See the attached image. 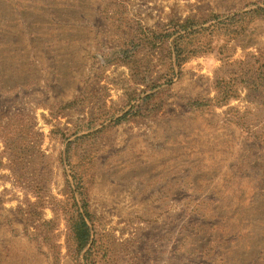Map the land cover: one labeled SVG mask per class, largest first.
<instances>
[{
  "label": "rangeland",
  "instance_id": "obj_1",
  "mask_svg": "<svg viewBox=\"0 0 264 264\" xmlns=\"http://www.w3.org/2000/svg\"><path fill=\"white\" fill-rule=\"evenodd\" d=\"M0 264H264V0H0Z\"/></svg>",
  "mask_w": 264,
  "mask_h": 264
},
{
  "label": "trees",
  "instance_id": "obj_2",
  "mask_svg": "<svg viewBox=\"0 0 264 264\" xmlns=\"http://www.w3.org/2000/svg\"><path fill=\"white\" fill-rule=\"evenodd\" d=\"M78 225H80V230L83 225V232L81 230L82 236L80 237V249H83L89 243L90 230L83 219L79 220Z\"/></svg>",
  "mask_w": 264,
  "mask_h": 264
}]
</instances>
